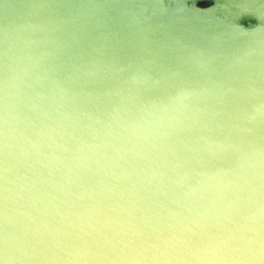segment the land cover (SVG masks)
<instances>
[{"label": "water", "instance_id": "water-1", "mask_svg": "<svg viewBox=\"0 0 264 264\" xmlns=\"http://www.w3.org/2000/svg\"><path fill=\"white\" fill-rule=\"evenodd\" d=\"M201 1L0 0V264H264V0Z\"/></svg>", "mask_w": 264, "mask_h": 264}, {"label": "rangeland", "instance_id": "rangeland-1", "mask_svg": "<svg viewBox=\"0 0 264 264\" xmlns=\"http://www.w3.org/2000/svg\"><path fill=\"white\" fill-rule=\"evenodd\" d=\"M213 1L212 0H202L200 3L201 4H209V3H212Z\"/></svg>", "mask_w": 264, "mask_h": 264}, {"label": "bare ground", "instance_id": "bare-ground-1", "mask_svg": "<svg viewBox=\"0 0 264 264\" xmlns=\"http://www.w3.org/2000/svg\"><path fill=\"white\" fill-rule=\"evenodd\" d=\"M204 9H210V8H212L211 6H205V7H203Z\"/></svg>", "mask_w": 264, "mask_h": 264}]
</instances>
